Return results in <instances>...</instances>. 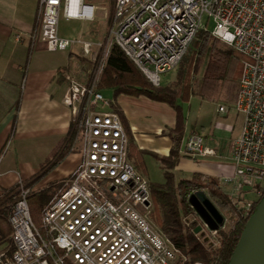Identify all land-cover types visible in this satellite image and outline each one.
Segmentation results:
<instances>
[{
  "label": "built area",
  "instance_id": "obj_1",
  "mask_svg": "<svg viewBox=\"0 0 264 264\" xmlns=\"http://www.w3.org/2000/svg\"><path fill=\"white\" fill-rule=\"evenodd\" d=\"M111 1L109 43L94 44L60 34L62 19L93 21L94 4L39 0L31 39L45 43L51 52L79 45L83 57L92 61L80 71L74 58L64 72V103L73 113L76 136L83 137V160L43 212L45 235L31 216L27 202L31 189L21 185L8 216L11 253L0 254V264H200L192 262L151 218L150 181L137 170L122 117L98 85L110 49L117 45L153 86H160L205 28V18L214 23L210 31L214 37L245 57L234 104L244 123L230 155L234 174L221 179L220 189L246 218L264 193V0ZM225 111L221 105L219 112ZM184 145L190 158L217 156L202 135H189ZM250 190L254 199L247 197ZM192 220L202 224L197 215ZM208 231V240L202 242L216 245L218 231Z\"/></svg>",
  "mask_w": 264,
  "mask_h": 264
},
{
  "label": "crops",
  "instance_id": "obj_2",
  "mask_svg": "<svg viewBox=\"0 0 264 264\" xmlns=\"http://www.w3.org/2000/svg\"><path fill=\"white\" fill-rule=\"evenodd\" d=\"M38 7L39 0H0V254L11 253V227L7 209L11 202L4 197L5 194L41 176L34 186V192L52 191L55 197L65 189L66 182L83 160L80 150H72L74 121L71 109L64 103L67 92L64 72L69 70L74 58L80 71L88 69L92 61L84 57L86 62L81 61L82 48L51 52L45 43L37 41L32 50L31 37L38 24ZM17 37L22 40L18 41ZM26 67L27 79L22 89ZM111 94L112 91H109L108 97ZM122 96L116 101H112L111 96L109 99L115 108L122 111L126 129V124L129 126L130 155L132 146L137 151L149 152L143 156L140 164L145 163L147 171L137 167L135 158L132 155L131 158L137 170L150 183H164L161 166L157 168L162 177L158 181L151 178L146 157H154L152 153L169 155L173 144L168 133L175 127L176 113L172 123L153 127L154 123L134 119L133 116L130 118L129 112L120 104ZM222 128L228 129L231 136L222 135L213 126H204L200 132L191 128L194 133L190 130L187 137L202 135L206 145L216 150L217 156L193 159L185 155L183 145L180 163L175 168L177 178L199 175L202 180L214 181L220 186L222 178L234 174L230 155L233 142L241 135L242 128L237 131L231 126ZM222 128L219 130L225 131Z\"/></svg>",
  "mask_w": 264,
  "mask_h": 264
},
{
  "label": "trees",
  "instance_id": "obj_3",
  "mask_svg": "<svg viewBox=\"0 0 264 264\" xmlns=\"http://www.w3.org/2000/svg\"><path fill=\"white\" fill-rule=\"evenodd\" d=\"M37 41L32 39V50ZM244 60L245 57L234 47L202 28L180 63L173 83L153 86L117 45L110 49L99 83L101 90L112 91L113 101L120 95L146 96L154 102L165 103L174 109L176 123L168 133L173 144L169 155L151 154L161 163L165 179L164 183H150L154 219L176 246L190 256L192 262L200 264H230L249 217H244L243 211L236 209L231 199L223 194L217 182L204 181L199 175L177 178L175 168L180 163V151L187 134L185 105L190 104L191 99L198 96L204 100L219 101L234 107L238 98ZM81 61L86 62L84 58ZM205 61L207 62L205 73L200 78L199 73ZM113 107L115 108V104ZM115 109L125 121L122 111L118 107ZM126 126L129 131V126L127 124ZM76 132L77 130H74L73 138ZM191 132L194 133L193 130ZM147 153L149 152H140L131 147V155L135 158L137 166L143 162V156ZM40 177L36 176L26 183L27 188L38 182ZM206 188L216 205L234 217L231 228L220 229L217 233V244L211 246L203 243L199 234H195L199 223L192 220L196 214L189 204V196L193 192ZM20 189L21 185L8 191L4 196L11 202L7 207L9 213L18 199ZM51 193L52 191L30 192L27 198L28 205L32 199L44 212L53 198ZM263 197L264 193L254 203L252 214Z\"/></svg>",
  "mask_w": 264,
  "mask_h": 264
},
{
  "label": "rangeland",
  "instance_id": "obj_4",
  "mask_svg": "<svg viewBox=\"0 0 264 264\" xmlns=\"http://www.w3.org/2000/svg\"><path fill=\"white\" fill-rule=\"evenodd\" d=\"M87 2L90 4H94L96 6V13H95L94 20L93 21H80V20L65 21L62 19L60 22V33L64 37L71 38V39H79L84 42H90L94 44H97V43L105 44L106 42L109 43V26H110L112 1L111 0H87ZM203 22H204L205 29L209 31L213 30L214 28L213 22H210L208 24L206 18L204 19ZM75 48L78 50L81 47L77 45L75 46ZM97 48L98 47L96 45L93 47V49L96 50L95 52L98 51ZM80 55H81V58L83 59V54L80 53ZM206 61L204 62L200 70V73H199L200 78L205 73L206 64H207ZM29 64H30V61L28 62L27 65L29 66ZM90 65L92 64L90 63ZM27 67L25 68V72L23 74L22 89L27 79ZM178 70H179V67L173 72L164 75L162 77L163 79L162 84L167 85V84L173 83L176 80ZM101 91L104 93L106 98L109 99L110 96L111 98H113L112 94L108 97L109 91H106V90H101ZM120 104L124 107V109H126L129 112L130 118L133 116L134 119L137 118V119H142L145 122L154 123L153 127H156L159 124L162 126L163 124L165 125L169 122L172 123V118L175 115L174 109L170 107L169 105L165 103L154 102L146 96L130 97V96L124 95L120 99ZM221 105H224L226 107L225 112H219V107ZM233 108H234L233 106H229L227 104H224L223 102L204 100L198 96L193 97L191 99L190 104L185 105V114L187 118L186 137L188 133L190 132L191 128H195L197 131L200 132L202 131L204 126L205 127L213 126L214 129L221 132L222 135H227L230 137L231 136L230 131H228V129L226 130L225 128H222V126L223 127L231 126L232 128L235 127L237 131L238 129L242 128V123H243L242 122L243 116L239 114L235 109L232 110ZM219 128H222L225 131L219 130ZM131 136L133 135L131 134ZM186 137L184 138L183 145L185 144ZM220 137L223 139V136H220ZM74 139L75 140H73V143H72L74 147V152H79V150L82 149V146L84 144L83 137H81L80 135V137L78 138V134H77L76 137L74 136ZM146 163L148 164L151 178L154 181H158V179L162 177V173L157 168L161 166L160 163L152 156L146 157ZM139 168H141L144 172L147 171L145 163L144 165H139ZM180 177L181 176H179V178ZM36 183H34L33 185L29 187V189H33L31 190V192H34V188H35L34 186H36ZM22 185L25 188L28 187L27 184L26 185L22 184ZM196 193H197V196L207 206L216 207L215 209H217V212H219V214L222 216L224 220L223 229L229 230L234 222V217H232L230 213H227L226 211L221 210L216 205L215 201L212 199L210 194L208 196V192L206 190L204 191L202 189ZM247 194H248L247 197L249 199H254L256 196L253 190H250V192H248ZM29 208H30L31 216H32V219L35 225L45 235V230L43 229V221H42V214H43L42 208H40L37 202L32 199L30 200ZM154 217H155V212L153 211V213H151V218L160 227L159 223L157 222V220L154 219ZM208 233H209L208 229L204 228V231H201L199 233V236H203V238L201 237V240L207 241L208 239H205V238ZM208 243H205V244L209 246L210 243L209 244Z\"/></svg>",
  "mask_w": 264,
  "mask_h": 264
},
{
  "label": "water",
  "instance_id": "obj_5",
  "mask_svg": "<svg viewBox=\"0 0 264 264\" xmlns=\"http://www.w3.org/2000/svg\"><path fill=\"white\" fill-rule=\"evenodd\" d=\"M189 204L202 222L196 227L195 234L203 227L218 231L223 226L224 220L216 207L207 206L196 194L189 197ZM230 264H264V197L249 217Z\"/></svg>",
  "mask_w": 264,
  "mask_h": 264
}]
</instances>
